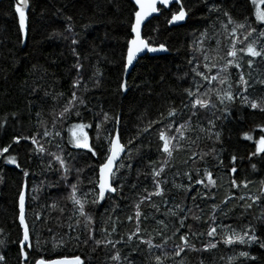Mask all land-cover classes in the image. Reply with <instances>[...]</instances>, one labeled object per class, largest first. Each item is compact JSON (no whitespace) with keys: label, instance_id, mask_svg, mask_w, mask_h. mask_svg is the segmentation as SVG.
<instances>
[{"label":"trees","instance_id":"16d2710c","mask_svg":"<svg viewBox=\"0 0 264 264\" xmlns=\"http://www.w3.org/2000/svg\"><path fill=\"white\" fill-rule=\"evenodd\" d=\"M208 2H215L221 7V12L213 13L210 19L203 0H184L186 10L191 9L185 21L174 25L167 24L171 12L165 10H162L158 17L151 19V27L158 28L159 31L158 33L150 32L149 36L154 44H166L168 53L158 57L146 55L139 59L127 78L128 91L121 94L118 91L123 72L120 60L125 41L129 38L128 24L133 8L130 0H30L28 10L30 38L24 46L19 44L17 39V20L13 12V1H0V120L7 118L8 121L4 127H0V147L11 143L12 136L15 134L31 135L39 131L37 112L42 113L43 119L51 127L53 110L59 111L73 91L72 82L77 76L74 68L77 58L73 48L79 54L80 63L83 65L80 74L89 88V91L83 95L86 99H91L93 111L98 112L103 107L105 111L120 113L124 141L137 137L132 147L135 149L140 146V155L133 153V167L126 177L127 183L123 192L99 205L87 206V210L93 216L95 235L98 239L117 241L123 237L124 242L117 244L116 249L110 246L96 248L91 242L88 245L80 244L79 246L71 242L67 248H57L55 251L52 250V245L48 244L47 250L42 251L41 255L45 257L51 255L55 258L58 254L66 256L75 254L80 255L86 264H114L108 256L114 251H119L121 256H127L132 264H148L146 246L135 237L132 241L127 239L128 234L136 228L135 220L128 221L127 217L134 216L133 206L137 201V194L143 188H152L151 177L145 176V173L149 172L148 162L163 161L165 156L159 151L158 133L161 126L153 125L147 133L142 129L150 120H158L160 112L166 113L170 102H174L177 107L180 106L182 89L188 86L191 79L188 60L193 55H199L189 47L198 36L199 30H203L211 21L216 20L218 15L223 18V11H228L236 19L248 16L250 21L255 20L250 0H208ZM172 11H178V7L172 6ZM68 17H71V21H68ZM68 23L72 24L73 31L78 34L77 45L71 43L72 33L65 31ZM254 26L259 28V22H256ZM53 32H59L61 35L49 38ZM65 36L68 39H64ZM220 39L221 47L226 48L229 41L225 40L223 35ZM207 46L205 44V48ZM239 46L241 45L237 44V47ZM241 63L246 78L249 71L252 72L253 77L264 78V61L257 58L251 70L247 67V57ZM97 68L103 75L99 86L94 87L93 81L89 78ZM215 71L216 69H213V72ZM230 72L233 80L239 78L235 69H230ZM185 73L189 74L185 79H178ZM34 88L35 92H33ZM45 91L50 92L51 95L46 97ZM77 92L78 95L81 94L82 89H78ZM56 93H63V97L53 100L52 96ZM249 94L253 98L264 96V89L257 85L255 89H249ZM12 113H16L17 117L13 118ZM187 116L185 110L184 116L177 115L176 120L182 122L187 119ZM207 118L210 117L206 113L201 114V122H206ZM91 119L92 116L89 114V120ZM193 124L195 125V118ZM261 124H264V114L234 107L233 115L229 119L217 121V127L222 131L221 142L214 144L212 140L206 138V134H201L197 139V133L189 132L187 134L195 143H191L189 147L190 141H184V147L175 152L171 158L173 167L165 170V174L171 181L175 172L183 174L197 167L201 169L207 167L213 172L216 186L202 189L207 191L209 198L196 201L203 209L204 215L210 212L212 203L220 205L226 196L234 193V199L226 205H221L228 213V219H225L224 223L232 224L238 229L252 224L256 227L257 234L264 232V199L251 209L245 210L241 207L243 201L239 197L248 194L259 195L260 181L264 180V167L258 164V170L253 172L245 159L240 165L244 171L239 173V178H247L252 183L247 189H232L226 166L234 152L237 155L247 156L248 152L255 151L254 141L262 135L257 125ZM67 126L65 124L62 130L65 140L68 135ZM57 127L59 128V125ZM244 132L251 134L254 140H244L242 135ZM89 135L95 137V128L89 130ZM13 147L16 146L13 145ZM26 147L19 153L21 162L25 161ZM45 147L49 146L46 144ZM213 147L219 153V159L224 161L223 165H218L217 159H214L211 154L205 157L203 162L199 160L198 155H192L193 152L197 154L207 152ZM76 151L73 150L74 155ZM74 163L77 167H82L92 161L88 159L86 150H79ZM29 166L36 173L34 177L36 184L46 177L56 179L54 174L42 172L39 159H32ZM137 172L140 173L139 177ZM84 175L90 176L91 173L86 170ZM20 179L19 170L13 165H6L0 159V227L4 228L8 234V241L15 239L19 234L15 222V199ZM69 179H74V175ZM184 179L181 175L177 177V182ZM133 182L137 184L135 191L131 189ZM62 195L63 193H57L55 189H47L41 191L38 198L31 202L28 218L31 221L34 219V213L42 214V219L46 220V223L37 221L36 228L46 238L51 239L47 229L51 228L52 232L59 236L68 231V223H74L75 217L72 221L68 220L72 214V206L61 198ZM50 197L59 200L60 206L64 207L63 213L42 207L51 203ZM153 199L155 203H160L158 197ZM183 199V193L176 195V202H181ZM188 203H191L190 199ZM142 211L150 216L148 221H143L141 224L140 234L147 239L149 236H154L160 226L151 219L153 214L151 209L142 206ZM193 212L197 213V210L193 208ZM113 223H115L116 231L108 236L102 229L111 230ZM188 223L192 225L193 231L206 230L194 220L189 219ZM79 231L80 228H77V232ZM156 239L159 242V238ZM179 243L178 238H173L165 247L171 253L173 244ZM196 247H200L199 241H196ZM241 250H247L257 257L256 261H249L246 264H264V249H260L258 245L236 247V252ZM0 252L6 256V264H18V245L9 242L4 247H0ZM232 255L230 248L221 245L209 252H189L184 257V264H200L201 260L204 264H228L227 257ZM179 261L180 257H172L166 264H179ZM233 264H239V260Z\"/></svg>","mask_w":264,"mask_h":264},{"label":"snow or ice","instance_id":"6c2138e0","mask_svg":"<svg viewBox=\"0 0 264 264\" xmlns=\"http://www.w3.org/2000/svg\"><path fill=\"white\" fill-rule=\"evenodd\" d=\"M203 2L207 6L209 19L213 13L221 12V7L217 3H209L208 0H203ZM130 3L133 8L128 24L129 38L125 41L120 60L123 72L118 91L121 94L128 91L127 74L139 62L142 53L169 50L164 43L154 44L149 36L150 32L158 33L159 31L158 28L151 27L153 14H159L162 9H167L171 12L167 24L174 25L185 21L191 11V9L186 10L184 0H130ZM250 4L253 9L252 15L255 17L254 21H250L248 16L236 19L228 11H223V18L218 15L216 20L211 21L203 30H199L198 36L189 46L194 53H199V55H193L188 60L191 79L188 86L182 89L180 106L177 107L174 102H170L166 113L160 112L158 120H150L142 129L147 133L153 125L161 126L158 133L159 151L165 156L163 161L148 162L149 172L145 173V176L146 178L151 177L152 188H143L137 194V201L133 206L134 216L127 217L128 221L135 220L136 224L135 230L128 234L127 239L132 241L135 237L146 246L148 264H166L172 257H180L179 264H184V257L189 252H209L221 245L230 248L233 252L232 256L227 257L228 264H233L237 260L239 264H246L249 261H256L257 257L247 250L236 252L237 246L250 247L256 244L260 249H264V239H262L264 232L257 234L254 225L247 224L238 229L232 224L224 223V220L228 219V213L221 205H226L234 199V193L226 196L220 205L212 203L210 212L204 215L203 209L196 201L209 198L207 191L202 189L216 186L213 172L207 167L203 169L197 167L183 174L175 172L171 181L165 174L166 168L173 167L171 158L175 152L184 147L183 142L189 140V147L191 143H195L191 141L187 133H197V139L201 134H206V138L215 144L221 142L222 139V131L217 127V121L229 119L233 115L234 107L264 114V96L253 98L249 94V89H255L257 85L264 89V78L253 77L251 71L246 78L242 71L241 61L245 57H247V67L250 70L257 58L264 61V0H250ZM172 6H178V11H172ZM29 9L30 0H13V12L17 20V39L21 45H24L30 38ZM67 19L71 21V17ZM256 22H259V28L254 26ZM65 31L72 33L71 43L77 45L79 43L76 38L78 34L73 31L71 23L67 24ZM60 35L59 32H53L49 38ZM221 35L229 41L226 48L221 47ZM64 39L68 37L65 36ZM205 44L208 45L207 48ZM237 44L241 46L237 47ZM73 53L77 58L74 65L77 76L72 82L73 91L59 111L53 110L51 127L43 119L42 113L37 112L39 131L31 135L15 134L12 136L11 143L0 147V159L6 165H13L15 169H18L21 176L15 199V222L19 234L15 239L8 241V234L4 228L0 227V247H4L9 242L18 245V264H86L80 255L58 254L53 258L51 255L45 257L41 255V252L47 250L48 244H51L52 250L55 251L57 248H67L71 242H75L78 246L88 245L91 242L96 248L110 246L112 249H116L117 244L124 242L123 237L117 241L98 239L95 235V222L87 206L99 205L123 192L127 183L126 177L133 167V153L140 155V146L135 149L132 147L137 137L124 141L120 113L105 111L103 107L98 112L93 111L91 99H86L83 95L89 91L87 82L80 74L83 65L80 63V57L75 48H73ZM213 69L216 71L213 72ZM230 69L238 72V79L233 80ZM102 75L98 68L93 72L89 79L93 81L94 87L99 86ZM188 75L185 73L178 79L183 80ZM78 89H82L79 95ZM35 91L34 88L33 92ZM44 95L47 97L51 93L45 91ZM62 97L63 93H56L52 99L59 100ZM185 110L188 114L187 119L177 122V115L183 117ZM202 113L210 117L206 119V122H201ZM89 114L92 116L91 120H89ZM11 115L13 118L17 117L16 113ZM194 118L195 125L193 124ZM165 121L168 122L165 123ZM7 122V118L0 120V127H4ZM65 124L68 125L66 140L62 135ZM257 127L264 132V124L257 125ZM93 128H95L94 138L89 135V130ZM242 135L244 140L253 141V136L248 132ZM254 143L255 151L248 152L247 156L237 155L235 152L230 156L226 168L232 189H247L252 183L247 178H239V173L244 171L240 165L245 159L253 172L258 170V164L264 167V135H260ZM46 144L49 147H45ZM13 145L16 147L14 148ZM25 146H27L25 161L21 162L19 153L25 150ZM52 148L55 150H50ZM73 150H77L75 155ZM79 150H86L88 159L92 163L77 167L74 161L79 155ZM210 154L217 159L218 165L224 164V161L219 159V153L216 152L215 147L200 154L192 153L193 156L198 155L202 162ZM34 158L39 159L42 172L52 173L56 179L46 177L39 184L34 183L36 173L29 166V162ZM86 170L91 173L90 176L84 175ZM73 175L74 179L70 180L69 177ZM139 175L140 173L137 172L138 177ZM181 175L185 179L177 182V177ZM260 185L259 195L248 194L239 197L243 201L241 207L245 210L251 209L264 199V180L260 181ZM47 189H55L57 193H63L61 198L72 206V214L68 220L72 221L75 217L74 223H68V231L63 235L58 236L52 232L51 228L47 229L51 239L37 231V221L46 223L41 213H34V219L31 221L28 218L31 202L38 198L41 191ZM131 189L134 191L137 189L135 182L131 184ZM170 193L172 195H169ZM179 193H183L184 199L176 202V195ZM154 197L160 199L159 204L154 202ZM50 200L51 203L42 207L64 212V207L60 206L57 198L50 197ZM142 206L152 210L151 219L160 226L154 236H149L147 239L140 234L141 224L143 221H148L150 216L142 211ZM193 208L199 214L194 213ZM189 219L196 221L206 230L193 231L192 225L188 223ZM77 228H80L79 232ZM102 231L110 236L116 231L115 223L112 224L111 230L104 228ZM156 238H159V242ZM173 238H178L180 243L173 244L171 253H169L165 246ZM196 241L200 242L199 248L196 247ZM108 259L114 264H132L129 258L122 257L119 251L112 252ZM0 264H6V256L2 252H0ZM200 264H204V261L201 260Z\"/></svg>","mask_w":264,"mask_h":264},{"label":"water","instance_id":"95a60500","mask_svg":"<svg viewBox=\"0 0 264 264\" xmlns=\"http://www.w3.org/2000/svg\"><path fill=\"white\" fill-rule=\"evenodd\" d=\"M0 1H2V0H0ZM12 1H13V0H12ZM177 7H178V6H177ZM162 10L168 11L167 9H162ZM153 16H154V18H155V17H158L159 14H153ZM152 19H153V18H152ZM24 45H25V44H24ZM24 45H22V46H24ZM167 53H168V51H167V52H155V53L144 52V53L141 54V58L144 57V56H146V55H147V56H150V57H158V56L166 55ZM141 58H140V59H141ZM132 69H133V68L130 69L129 73L127 74L126 79H127L128 76L130 75Z\"/></svg>","mask_w":264,"mask_h":264},{"label":"rangeland","instance_id":"374dc122","mask_svg":"<svg viewBox=\"0 0 264 264\" xmlns=\"http://www.w3.org/2000/svg\"><path fill=\"white\" fill-rule=\"evenodd\" d=\"M67 134H68V133H67ZM261 134L264 135V132H262ZM253 140H254V138H253Z\"/></svg>","mask_w":264,"mask_h":264}]
</instances>
